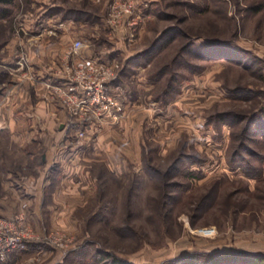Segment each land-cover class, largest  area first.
I'll return each mask as SVG.
<instances>
[{"label":"rangeland","instance_id":"obj_1","mask_svg":"<svg viewBox=\"0 0 264 264\" xmlns=\"http://www.w3.org/2000/svg\"><path fill=\"white\" fill-rule=\"evenodd\" d=\"M74 57L112 66L117 121L73 122L52 86ZM260 107L264 0H0V238H22L0 264H264Z\"/></svg>","mask_w":264,"mask_h":264},{"label":"built area","instance_id":"obj_2","mask_svg":"<svg viewBox=\"0 0 264 264\" xmlns=\"http://www.w3.org/2000/svg\"><path fill=\"white\" fill-rule=\"evenodd\" d=\"M78 44L79 41H75L66 55L70 56L74 53ZM72 59L74 65L72 67L66 65L64 81L52 87L72 111L73 122L80 126L91 120L102 121L105 117L117 121L123 111L120 101L108 91V82L114 76L112 66L102 60L97 61L88 57ZM78 133L82 135V129ZM203 229H211V232H214L213 227ZM8 234L12 233L3 235L4 239L0 238V252L22 239L16 235L8 236Z\"/></svg>","mask_w":264,"mask_h":264},{"label":"trees","instance_id":"obj_3","mask_svg":"<svg viewBox=\"0 0 264 264\" xmlns=\"http://www.w3.org/2000/svg\"><path fill=\"white\" fill-rule=\"evenodd\" d=\"M246 97H250L247 94H244ZM251 126H255L257 133L264 134V107L259 108V112L253 113V115L246 121V125L244 127V131H247ZM247 136V135H246ZM245 138V136H244ZM240 149L234 150V154L241 156V150H246L248 154L253 156H257V154L253 153L251 149L248 148V145L244 142L239 146ZM243 158V156H241ZM248 172V171H247ZM253 172V171H252ZM250 174H256L255 173ZM103 264H130L127 260L118 258L116 256L110 255L108 258L103 261ZM167 264H261V257L259 255L251 254L247 252V254H240L237 251L232 252H216L213 254H208L206 261H202L199 259L197 255H190L185 258L169 262Z\"/></svg>","mask_w":264,"mask_h":264},{"label":"crops","instance_id":"obj_4","mask_svg":"<svg viewBox=\"0 0 264 264\" xmlns=\"http://www.w3.org/2000/svg\"><path fill=\"white\" fill-rule=\"evenodd\" d=\"M47 113V115H48V117H49V119L50 120H52L53 121V114L55 115V114H57V112H53V111H48V112H46ZM41 114H44V113H42L41 112ZM65 113H62V117L61 118H63V117H65V115H64ZM50 115V116H49ZM2 119V117L0 118V122L2 121L1 120ZM62 120V119H61ZM63 121V120H62ZM60 124L62 123L61 121L59 122ZM58 150H57V149ZM55 148V150H54V152H52V150H51V152H48L47 154V157H46V159H49V160H52V161H54V162H60L63 166L65 165V163L68 161V159L67 158H69V155H67L66 154V150L64 149V148H62V147H56ZM43 157H44V155L42 156V159H43ZM57 182H56V186L58 187V189L60 190V189H63V190H65V186H63L62 184H65V182H68V176H66L65 174H64V172L63 171H61V173H58L57 172ZM68 177V178H67ZM67 178V179H66ZM6 183H9V182H6ZM45 183H46V181H45ZM43 184H44V181H43ZM11 184H7V186L9 187V189H11V186H10ZM40 185V184H39ZM61 185L63 186L62 188H61ZM42 186V185H41ZM14 187V186H13ZM36 190H34V191H36V195L38 196L39 195V193L37 192V191H39L40 192V187H37V186H35L34 187ZM66 191V190H65ZM15 194V193H14Z\"/></svg>","mask_w":264,"mask_h":264},{"label":"bare ground","instance_id":"obj_5","mask_svg":"<svg viewBox=\"0 0 264 264\" xmlns=\"http://www.w3.org/2000/svg\"><path fill=\"white\" fill-rule=\"evenodd\" d=\"M18 232V231H17ZM16 235V234H15Z\"/></svg>","mask_w":264,"mask_h":264}]
</instances>
